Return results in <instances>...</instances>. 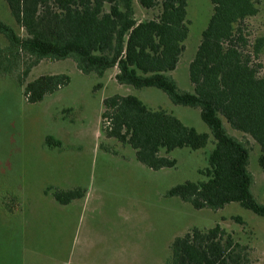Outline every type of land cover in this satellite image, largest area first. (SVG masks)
Instances as JSON below:
<instances>
[{
	"label": "rangeland",
	"instance_id": "rangeland-1",
	"mask_svg": "<svg viewBox=\"0 0 264 264\" xmlns=\"http://www.w3.org/2000/svg\"><path fill=\"white\" fill-rule=\"evenodd\" d=\"M131 1L137 21L157 14V9L143 10L137 0ZM260 2L259 12L241 25L248 50L256 38H264V0ZM186 11L189 34L179 63L169 75L180 91L192 93L188 65L212 5L210 0H188ZM0 22L24 35L4 0H0ZM6 46L0 35V47ZM27 62L22 57L18 70L0 75V264H165L175 238L192 228L206 230L216 224L248 246L254 264H264V218L237 203L217 211L195 210L166 195L186 181L205 180L199 171L207 167L214 144L198 108L175 105L156 88L120 85L114 79L116 68L98 77L82 74L72 59L42 60L23 78ZM255 62L261 64L259 75L264 76V45ZM61 74L70 79L66 87L38 103L25 101L26 83ZM113 95H132L149 109L170 113L198 133L207 134L206 147L171 151L168 157L176 162L172 168H146L135 159L130 146L101 132L102 101ZM223 125L248 147L251 194L264 205V169L258 166V145L225 122ZM47 136L60 146L48 148ZM49 188L80 189L83 196L60 205L46 192Z\"/></svg>",
	"mask_w": 264,
	"mask_h": 264
},
{
	"label": "trees",
	"instance_id": "trees-1",
	"mask_svg": "<svg viewBox=\"0 0 264 264\" xmlns=\"http://www.w3.org/2000/svg\"><path fill=\"white\" fill-rule=\"evenodd\" d=\"M4 1L24 35L0 22V35L7 42L0 47V75L18 70L22 57L28 59L23 78L42 60L72 59L82 74L102 77L116 68L114 79L120 85L156 88L175 105L198 108L214 144L207 167L199 171L205 180L186 181L166 195L195 210L217 211L237 203L264 218V205L250 190L248 147L223 125L258 145V166L264 169V76L259 75L261 64L255 62L264 38H256L248 50L250 44L241 27L246 18L259 12L260 0H210L212 14L188 65L192 93L180 91L169 75L179 63L189 34L188 0H137L144 10L157 9L153 18L142 21L134 18L131 0ZM69 82L64 74L39 76L24 85L25 101L38 103ZM102 107L101 132L130 146L135 159L153 171L175 166V160L168 157L171 151L201 150L209 139L170 113L147 108L132 95L107 97ZM44 142L48 148L60 146L51 136ZM46 192L60 205L83 196L80 189L49 188ZM165 264L254 263L248 246L216 224L206 230L192 228L175 238Z\"/></svg>",
	"mask_w": 264,
	"mask_h": 264
},
{
	"label": "crops",
	"instance_id": "crops-1",
	"mask_svg": "<svg viewBox=\"0 0 264 264\" xmlns=\"http://www.w3.org/2000/svg\"><path fill=\"white\" fill-rule=\"evenodd\" d=\"M144 10V9H143ZM116 73H114V75H115Z\"/></svg>",
	"mask_w": 264,
	"mask_h": 264
}]
</instances>
